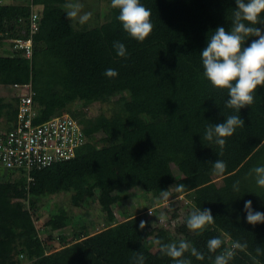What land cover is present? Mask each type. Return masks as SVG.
Segmentation results:
<instances>
[{
    "label": "trees",
    "instance_id": "obj_1",
    "mask_svg": "<svg viewBox=\"0 0 264 264\" xmlns=\"http://www.w3.org/2000/svg\"><path fill=\"white\" fill-rule=\"evenodd\" d=\"M65 3L0 2L2 43L29 36L31 4L39 5L41 15L40 29L33 36L34 57L30 61L13 50L0 55V85L31 82L37 111L34 123L69 113L79 120L87 139L73 157L33 170V181L23 171L0 181V264H137L136 253L143 254L144 264H176L157 240L190 243L204 256L199 260L186 252L184 258L192 264H212L234 241L246 242L247 249H237L229 264H254L253 257L264 264V255L256 253L257 247L264 250V223L249 224L245 212V202L251 201L253 211L264 213V189L257 186L255 174L250 175L253 168L264 166V87L240 113L228 109V91L215 89L204 77L200 56L210 33L218 27L231 31L235 0H140L151 11L154 26L142 43L124 31L119 10L111 5L104 23L77 28L66 17ZM256 26L264 31V24ZM117 41L125 45V57L117 54ZM107 69L118 75L107 77ZM111 101L117 103L109 114L89 116L91 104ZM76 102L82 107L70 109ZM17 114V98L9 101L0 96L6 131L13 128ZM229 115H240L244 126L226 138L222 149L202 139L208 123H224ZM217 160L226 169L215 180L212 163ZM173 165L182 171L181 177L175 175ZM237 182L239 191L233 187ZM177 184L185 191H175L174 196H186L193 209L174 230L153 235L145 229L147 223L141 230L130 216L113 223V206L129 192L141 188L159 197L161 190ZM58 193H70L71 205L83 209L93 198L108 224L91 232L88 225L77 227L74 215L60 208L38 227V205ZM15 199H29L33 212H21L11 204ZM204 209L211 210L214 222L199 232L189 230L190 214ZM69 226L73 237L60 234V248L51 250L41 234ZM215 237L224 245L211 253L207 241Z\"/></svg>",
    "mask_w": 264,
    "mask_h": 264
},
{
    "label": "clouds",
    "instance_id": "obj_2",
    "mask_svg": "<svg viewBox=\"0 0 264 264\" xmlns=\"http://www.w3.org/2000/svg\"><path fill=\"white\" fill-rule=\"evenodd\" d=\"M237 9L232 11V28L226 31L224 27H218L209 34L207 46L202 50L200 56L204 68L203 75L218 90H227L229 99L225 107L240 110L249 107L254 103L255 93L258 88L264 87V31L256 25L264 24L260 18L264 16V0H235ZM66 17L70 21L80 24L87 23L91 17V12H83V4L80 0H66L64 5ZM111 7L119 10L118 20L126 33L133 39L144 42L153 31L151 23V11L140 3V0H111ZM255 37L249 46H245L250 38ZM114 48L120 57H125L127 51L125 45L114 42ZM107 77H116L118 73L114 69H107L104 73ZM71 116V115H70ZM73 117V116H72ZM74 118V117H73ZM244 126V121L240 115H229L224 123L208 127L203 136V140L215 142L222 149L226 143V138L233 136L236 129ZM214 174L221 175L226 169V164L222 160L212 163ZM254 173L256 184L264 189V166L253 168L250 175ZM234 189L239 191V183L234 184ZM184 192L185 186L177 184L169 190H161L160 199L167 201L171 190ZM150 211V210H149ZM245 212L247 222L253 226L264 223V213L253 211L251 201L245 202ZM151 213V212H150ZM214 217L210 209L196 210L192 212L187 220V227L193 232H199L214 222ZM145 223L141 221L140 228L143 230ZM161 245V251L172 258L176 264H192L190 259L184 258L186 252L199 260L204 259L201 252L197 251L190 243L181 240L179 244ZM224 241L219 238H211L207 241V249L211 253H216L222 248ZM244 251L247 243L234 241L230 247H226L220 254L212 260V264H229L234 258L236 250ZM257 255H264L261 247L256 248ZM137 264H144L145 257L142 253H136ZM254 264H260L259 260L253 257Z\"/></svg>",
    "mask_w": 264,
    "mask_h": 264
},
{
    "label": "rangeland",
    "instance_id": "obj_3",
    "mask_svg": "<svg viewBox=\"0 0 264 264\" xmlns=\"http://www.w3.org/2000/svg\"><path fill=\"white\" fill-rule=\"evenodd\" d=\"M7 3L19 2V0H5ZM83 4V12H91V19L85 23L80 24L78 20L73 21L77 28H82L83 26L93 27L104 23L105 15L109 10L111 5L110 0H80ZM35 11H39V5L31 4ZM8 46V45H7ZM12 52L11 46H8L6 51L0 50V54H10ZM13 89L0 86V96L5 95L7 98H11L13 101ZM15 92V91H14ZM10 94V96H8ZM12 95V96H11ZM9 100V101H10ZM117 102L111 101L109 103L95 102L91 104L88 108L89 116H96L101 112L109 111L112 107H115ZM81 102H76L70 106V109L75 110L76 108H81ZM8 128V123L6 118H0V134L4 133ZM173 170L177 177L182 176V171L179 167L173 165ZM19 172L8 170L0 165V181L11 180L19 176ZM212 175L215 180H218L220 176L214 174ZM174 187V186H172ZM171 187V188H172ZM175 189L171 190L169 199L165 202L159 197H155L147 192H144L141 188L129 192L128 197L116 205L113 206L115 212V220L113 223L120 222L126 219L128 216L135 217L134 219L137 224L143 221L147 223L145 229L150 231V233L157 234L159 231L174 230V226L183 222L187 213L192 211L193 207L190 200L184 196H174ZM23 199L11 200L16 208H18L23 213H32L33 210ZM71 194L70 193H58L52 196L45 197L42 202L38 205V215L39 220L36 221V225L41 228V225L49 219L52 210H58L64 208L74 215V224L77 227H81L85 224L89 226L91 232L99 231L106 227L107 219L106 214L102 212L96 200L93 198L89 201V206L87 209L76 208L71 205ZM150 210V211H149ZM151 212V213H150ZM36 218V215H35ZM150 221V222H149ZM73 227H68L56 232L46 231L45 234H41L48 243L51 244V250H56L60 248L61 241L58 239L60 234L66 235L67 238L73 237L72 232ZM50 237L52 239H50Z\"/></svg>",
    "mask_w": 264,
    "mask_h": 264
},
{
    "label": "built area",
    "instance_id": "obj_4",
    "mask_svg": "<svg viewBox=\"0 0 264 264\" xmlns=\"http://www.w3.org/2000/svg\"><path fill=\"white\" fill-rule=\"evenodd\" d=\"M27 21L29 36L11 38L9 43L13 51H21L31 61L35 53L33 36L41 25V15L32 5ZM22 34L26 35V31L22 30ZM31 85V82L12 85L16 91L17 120L13 128L0 135V165L15 172L23 171L29 182L33 181V170H42L73 157L75 149L87 142L79 120L69 114L34 123L37 111ZM25 200L29 204V199Z\"/></svg>",
    "mask_w": 264,
    "mask_h": 264
},
{
    "label": "crops",
    "instance_id": "obj_5",
    "mask_svg": "<svg viewBox=\"0 0 264 264\" xmlns=\"http://www.w3.org/2000/svg\"><path fill=\"white\" fill-rule=\"evenodd\" d=\"M7 45L10 46V43H4V42L2 43V42H0V50H2V51H6V49L8 48ZM0 55H6V56H7L8 54L5 53V54H0ZM0 86H1V87H6V88H9V89H10V88L13 89L12 86H4V85H0ZM13 90L15 91V89H13ZM14 91H13V96L11 95L12 98L15 97V94H16V91H15V92H14ZM8 96H10V94H8ZM3 97H4L6 100H10V99H11V98H7L5 95H3ZM64 114H69V113H64ZM69 115H70V114H69Z\"/></svg>",
    "mask_w": 264,
    "mask_h": 264
}]
</instances>
